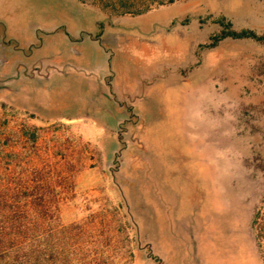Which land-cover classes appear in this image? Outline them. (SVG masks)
I'll return each mask as SVG.
<instances>
[{"label":"rangeland","instance_id":"374dc122","mask_svg":"<svg viewBox=\"0 0 264 264\" xmlns=\"http://www.w3.org/2000/svg\"><path fill=\"white\" fill-rule=\"evenodd\" d=\"M107 18L141 33L94 43ZM230 30L258 38L209 48ZM0 34V63L61 57L0 93V264H264V0H0Z\"/></svg>","mask_w":264,"mask_h":264},{"label":"trees","instance_id":"16d2710c","mask_svg":"<svg viewBox=\"0 0 264 264\" xmlns=\"http://www.w3.org/2000/svg\"><path fill=\"white\" fill-rule=\"evenodd\" d=\"M97 1L79 0V2L83 5H91L97 7L100 13L104 14L105 16L108 15L141 16L143 14L150 12L153 8L171 5L177 1H189V0H116L117 2H114L115 0H105V1L97 0ZM227 38H232L237 40L243 38H258V36L251 31H243L242 33L233 30H230L228 33L222 31L220 35H216L211 38V44L209 48L210 49L216 48L219 45V43L226 40ZM259 40L264 41V38H261ZM12 103L15 106H18L19 101H14ZM28 111L30 110L28 109ZM32 111L34 112V109ZM261 214H262L261 211H259L256 214L254 226L257 225L258 222L261 220ZM257 240H258L259 248L262 250L263 246L261 245V240L264 241V236H258ZM263 258H264V254H263Z\"/></svg>","mask_w":264,"mask_h":264},{"label":"flooded vegetation","instance_id":"af4514ba","mask_svg":"<svg viewBox=\"0 0 264 264\" xmlns=\"http://www.w3.org/2000/svg\"><path fill=\"white\" fill-rule=\"evenodd\" d=\"M112 28L122 31L123 33L124 32H134V31L141 33L139 28L136 26L130 27L126 25L115 24L111 18H107L105 23L103 21L97 22L96 33L89 34V37L92 41H96V43H98L101 41V38H100L101 32L104 30H110ZM142 34L145 35V33H142ZM73 42L75 43V45L80 44L83 42V39L75 40ZM10 44L11 42H7V39L5 37H2V35L0 34V48H3L6 50L7 47L10 46ZM107 53L111 57L110 52L107 51ZM77 56H80V55H77ZM45 58L47 59L49 57H43L40 59V61H38V63L34 65H29V66H26L22 63H19L18 65L17 63L9 62V60L7 59L2 60V62L0 63V69L2 70V75L4 76V78L0 79V93L7 91L9 89L10 83H13V82L15 83V81L18 80L19 75L21 73L25 74L29 78H33L34 74L41 73L40 71L41 65L43 64ZM17 65L19 66L18 69L22 68V66L23 67L26 66V68L23 70V72H20V71L17 72L18 71V69H16ZM48 70L49 69H46V71ZM13 71L15 72V75H12V73L14 74ZM29 71H31V73H28Z\"/></svg>","mask_w":264,"mask_h":264},{"label":"crops","instance_id":"0c3cea01","mask_svg":"<svg viewBox=\"0 0 264 264\" xmlns=\"http://www.w3.org/2000/svg\"><path fill=\"white\" fill-rule=\"evenodd\" d=\"M94 43H96V41H93ZM61 59V57L59 56H53V57H49V58H45L44 59V62L43 64L41 65V70L43 71H46V69H52L54 68L56 65H58V61ZM80 60V58H79ZM55 65V66H53ZM40 70V71H41ZM110 74H112L110 72ZM12 75H15V72L14 74L12 73ZM114 79V75L112 74L111 75V80ZM37 83L40 84V80L39 79H36V78H29L27 77L25 74L21 73L19 75V78L18 80L15 81V84L17 86V90L16 92L20 93L21 94V97H26V95L29 94L30 91H37L33 89V87L36 85ZM23 98H21V100H19V103H18V107H20L22 110H25V111H28V109L30 111L33 110V106L31 103H29L28 101L24 100Z\"/></svg>","mask_w":264,"mask_h":264}]
</instances>
